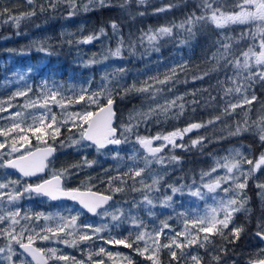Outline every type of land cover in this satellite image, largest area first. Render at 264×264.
Instances as JSON below:
<instances>
[{"label": "snow or ice", "instance_id": "obj_1", "mask_svg": "<svg viewBox=\"0 0 264 264\" xmlns=\"http://www.w3.org/2000/svg\"><path fill=\"white\" fill-rule=\"evenodd\" d=\"M72 11L69 15L76 14V0H67ZM132 0H122L119 3V7L124 8L131 3ZM146 0H138V3L145 4ZM29 5H33V8L19 15H11L8 13V9L0 10V16L8 14L6 22H11L19 27L22 20L31 18L36 15L35 0H27ZM89 5L110 7L112 6V0H88L84 4L83 10L89 11ZM175 5L169 4L166 8L162 7L157 9L158 12H164L174 7ZM200 8L202 9L199 15L196 12L190 13L179 24H170L161 26L155 30L150 29L144 33L139 39L141 42L146 38L149 45H153L152 50L159 51V47L155 46L164 37H172L173 30L175 28L183 29L187 33V36L180 42L187 45L192 39L195 38L198 26L203 27L206 24H212L217 29H225L231 25H251L248 29L250 33L249 39L256 41L258 44L253 43L247 48L246 51H241L240 56H236L232 51L233 38L224 36L221 40H216L217 47L216 52L212 53L211 59L216 61L210 70L204 71L200 75L193 77L194 80H202L205 76H208L211 71H218L221 69V63L223 62V70L225 76L230 82L229 87L224 89V97L233 96L234 94L239 96V99L230 100L224 99V107L220 115H217L214 120L207 121V124H213L215 121L221 120L224 116H230L237 108H243L245 105H251L257 97L254 92L251 91L252 85L257 82L264 83V0H235L234 7L229 10L226 6V0H200ZM50 8H55V2H51L48 5ZM44 6H40V11H44ZM143 15V13H140ZM110 28L113 32L119 31L118 24L113 21L110 24ZM252 28L255 31H252ZM107 32L104 28H100L98 33L88 35L79 43H90L94 39H99L102 36H106ZM240 39H245V33L242 31ZM125 41L123 37L120 38L118 46L115 51H111L110 54L114 57H122V50ZM257 49H259L257 51ZM37 50L40 52H47V48L43 44L37 45ZM107 59V57H106ZM96 63V61H89V65ZM188 69V63L186 61H180L178 64H174L169 67L168 72L164 74L163 79L156 77H150L148 81H144L138 86V82L131 84H125L117 87L123 75L127 71L123 67L114 69L111 73L105 72L102 77L107 83L102 86L101 91L89 92L88 89L82 88L79 94H73V96H64L58 90L48 89L47 93H41L36 100L26 103L25 108H35L39 106L45 109L37 117L32 114V122L28 123V118L20 111L11 113V108L14 105L11 104V99L5 105L0 102V113L10 112V117H3V119L11 120L8 125H0V137H4V141L0 142V169H13L18 172L22 177H32L39 172H43L47 167L45 161L49 156L55 152V147L48 145L43 149L31 150L27 153L22 151V148L26 144H30L29 133L34 136L38 141L47 145L45 137H51L55 140L61 134V129L67 127V131L71 134L67 137L66 141H61V147L65 145L69 147H89L95 148L96 152L100 155H105L102 150L109 149V146H114L109 149L113 152V159L121 158L118 151L119 146L128 143L130 136L134 134V129L138 128L141 123H145L152 117L163 115L168 117L169 113L173 117H179L185 112V103L183 96H176L174 99H166L163 104L157 103L155 106L150 107L147 111H137L129 113L128 123H121L117 126H113V118L115 111L113 104L115 103L114 95H119L123 98L129 94H141L147 93L151 99L156 98L157 93L164 91H171L170 87H165L169 84L178 82L176 78L181 71ZM34 71L33 68H28L26 72L17 73L19 80H24L25 77ZM228 71L232 72L231 76H228ZM116 81V84H113ZM183 82H187L186 80ZM46 83V82H45ZM108 85H112L109 87ZM160 85L161 87H156ZM31 89L27 91H17L15 97H23L28 95ZM195 95V93H193ZM59 97V99H58ZM87 97V105L84 110L79 112L67 113L60 121L57 120L56 114L51 112L49 107L50 102L55 103L61 109H65L69 104L81 103L85 101ZM103 97L106 100V104L100 105L99 98ZM14 98V97H13ZM42 98V102H41ZM215 99V97H211ZM192 104H197L198 101L193 99L190 101ZM96 104L98 109L96 111L88 110V105ZM174 109L176 111H174ZM193 111L195 109L193 108ZM252 125H249L247 120L242 124L237 123L232 131L229 132L231 136H240L243 133L252 131L258 136V139L262 145H264V117H261L259 121H254ZM204 123H191L182 130H176L170 132L167 135L157 134L154 137H142L136 135V142L144 149L147 155L145 159V167L136 168L131 167L127 172L123 173V176L132 180V184H128V180L122 177H112L109 181L110 194H102L100 192H93L89 188L86 191H81L79 188L68 189L63 186V178L68 172V169H62L59 172H53L50 179H43L39 183H23L19 179L7 180L6 182H0V239L6 241L4 246H0V261L6 262V264H49L50 261H72L73 264H85L84 261H77L75 257L68 254H64L56 247H37V241L47 242L51 241L56 244H64L69 247H75L80 242L92 241L95 239L104 240L107 244L122 245L124 248L131 249L137 255L143 257L145 260L150 261L151 264H161L160 252L162 249H168L169 255L172 261L176 264H181L183 259L185 262L191 261L192 264H202V258L198 254L191 252H185V249L191 248L195 245H199L200 248H205L208 244L213 243L210 239L212 236H218L224 244L217 249V254L213 255L212 260L215 264H222V259L228 254L229 248L227 245L235 244L240 240L242 233L245 232V227L238 223H234V217L237 213L250 214V208L246 207L249 202V197L244 190L247 188L248 180L253 173L260 169L264 165V153L260 155L258 160L254 163L252 159L248 157L239 149H233L229 156L223 158L222 161H217L216 165L211 169V172H216L218 168L226 170V174L223 176H217L208 183H203L202 186L195 188L180 185L176 186L169 184L168 188L171 190L170 195H166L163 200L159 201V206L164 208L172 207L173 197L177 195H184L187 191L188 195L196 197L200 200H204L207 194H214L219 189L225 193L224 197H220L217 203L207 209L202 215L196 214L191 217L185 213H179L178 215L183 218V228L180 231H175L167 222H162V226L153 231H148L147 226L144 224L138 216H133L131 212L127 215L122 208L117 207L115 204L109 205V201L113 200V195L116 193L124 192L126 188L131 191L144 192L142 200L139 204L134 202V206L139 207L140 204L147 205L149 207V214L154 215L151 212L152 208L157 207V203L148 194L151 191H160V183L163 179L162 176L156 175L151 177V183H146L144 179L139 181L136 177H141L146 168L152 163L160 165H166L167 163L179 162V158L176 155L162 156L159 155L165 147L171 145L173 149L182 148L187 150L186 145L183 143L178 144L177 139L183 140L184 135L193 130L205 127ZM79 130V137L75 138V134L72 133V129ZM205 137L201 136L191 140V146L203 144ZM164 141L163 144L153 146L154 141ZM8 149V151H4ZM20 153L18 156L13 154ZM8 157V159H5ZM151 157L152 159H149ZM135 159V157H133ZM95 161H89L85 157L80 165H73V167H92ZM252 165L251 168L245 169L243 164ZM211 173H202L201 179ZM112 180H119V184L113 185ZM195 184V181H193ZM227 184L228 187H221V184ZM141 185L140 188L136 185ZM22 185V186H21ZM256 187L261 190L262 196H264V184H257ZM206 189L207 192L202 191ZM231 193L230 195H228ZM27 194V198H31L33 195L46 197L51 201L70 200L77 202L82 209H85L92 215H100L102 218H111L112 222H120L121 217L125 220H130L134 228L136 229L133 237L132 233H129V237L124 238H105L100 235L103 231H109V225L107 223L100 226H94L92 224L84 223L78 224L77 221L81 215L80 212L65 216L60 213L45 214V213H23L20 208L11 209L10 206L18 204L21 197ZM216 200V196L212 197ZM115 209V211H113ZM102 210V211H100ZM43 219L46 223L39 226V229L34 226L33 221L38 222ZM48 221H54L53 224H48ZM23 222V223H22ZM231 225V227H230ZM119 226V225H116ZM87 229V231H83ZM174 234L170 237H166V242H161V237L165 235L164 230ZM201 233L205 234L201 239ZM255 236L264 241V221H261L257 225V231ZM183 238V239H181ZM135 245V246H134ZM179 250V255L178 251ZM261 255L255 259H250L248 264H264V249L260 250ZM96 255L104 254L112 259L115 256H119L120 253L106 252L104 247H100ZM93 252L90 250L88 253V260L92 261ZM17 257L18 259H14ZM124 260L126 264H133V260L129 256H125ZM92 264H104L103 260L92 261ZM235 264V262H233Z\"/></svg>", "mask_w": 264, "mask_h": 264}, {"label": "rangeland", "instance_id": "obj_2", "mask_svg": "<svg viewBox=\"0 0 264 264\" xmlns=\"http://www.w3.org/2000/svg\"><path fill=\"white\" fill-rule=\"evenodd\" d=\"M27 1V0H25ZM53 2H61L66 3L67 0H52ZM122 0H112V5L119 3ZM134 1V0H132ZM138 1V0H137ZM147 1V0H146ZM88 0H76V12L77 15L69 16L68 18L64 19L61 24H58L57 26H53L54 30H48L45 29L43 31H39L34 34H29L26 36H29L30 42H38L41 39H54V41L57 39L58 43H66L67 48H69L70 51H74L75 57L73 58H63V63L66 60L71 61L75 64L77 68L72 67H58L55 68L53 66H49L48 62L52 59L46 52L45 56H42L41 60L36 63H15L14 58L12 54H5L7 53V47L2 44H13L14 37L11 35L4 37L1 39L2 44H0V102L7 105L10 98L11 104L14 105V107L11 108V113H15L17 111H20L24 114L25 117L28 118V123L32 122L31 116L32 114H35L37 117L40 113L44 112L45 109L40 108L39 106L35 108H25L24 105L26 103H30L31 101H34L37 99L38 96L41 95V93H47L48 89H54L58 90L61 94L64 96H73V94H79L80 90L82 88L88 89L89 92L94 91H101L102 86H104L107 82L102 79V77L105 75V72L111 73L114 69L123 67L127 71L123 75V78L120 80L119 85H125V84H131L133 82H138V86L143 83L144 81H148L150 77H156L159 76V78L163 79L164 74L168 72V69L170 66L174 64H178L180 61H186L188 65L190 64L192 60V52L190 49L187 50H181L179 49L178 52L176 51V54H174L173 57L169 60H158L155 64L151 66H145L141 67L139 69H133L130 67V62L132 60H137V57H128L127 55L132 50H128L126 45H123L122 50V57H114L110 54L111 51H115L116 47L118 46L119 39L118 38H110L109 34L107 33L106 36H102L99 39H94L90 43H79V41L86 38L88 35H91L93 33H98L92 30V23L88 18H85L84 14L89 13L90 11H94L98 8H101L102 6H95L89 5V8L91 10L84 11L83 5L86 4ZM64 7L69 8L71 11L70 5H62ZM84 13V14H83ZM76 16V17H75ZM247 27L246 29V37L248 38L250 36V33L248 32V29L252 27L251 25H241ZM48 30V31H47ZM112 30V29H111ZM252 31H255L254 28H252ZM113 32V31H112ZM114 35H118V32H113ZM54 35H57L58 38H56ZM55 37V38H54ZM23 40H25V37H23ZM251 46L253 43L258 44V39L256 41H253L249 39ZM259 49H257L258 51ZM10 53V52H9ZM3 54V55H1ZM57 58V56H55ZM107 57V59H106ZM62 57L59 59L61 60ZM18 59H21L18 57ZM17 59L15 58V61ZM96 61V63L90 64L89 61ZM13 62V63H11ZM28 68H33L34 71L29 73L24 80H19L17 73H23L26 72ZM182 72V71H181ZM184 72V71H183ZM232 73L228 72V76H231ZM202 80H192L187 81L186 83L183 82L185 80L177 79L178 82L174 84L167 85L171 88V91H166L168 94L159 93L156 94L155 99H151L149 96L148 98L144 99L145 94L141 95L140 99H143V102L138 105L137 107L131 109L129 112L125 113L123 117L121 118V123H128V117L129 113L133 112L134 110L137 111H147L150 107L155 106L157 103L163 104L166 99H174L176 96H183L184 102L191 101L189 97L187 96L189 93H195L198 94L201 91L206 90V87L199 83V81ZM226 81L228 82V87L231 86L230 82L226 78ZM46 82V83H45ZM190 82L191 84H188L187 87L183 86V84H187ZM113 84H116V81H113ZM111 87L112 85H108ZM160 87V85H158ZM181 86L184 88L180 89ZM157 87V85H156ZM31 89L30 92H28V95L23 97H15L14 94L17 91H27L28 89ZM135 94V93H133ZM147 94V93H146ZM130 95V94H129ZM129 95H125L123 98H121L119 95L117 96V99L120 101H126L127 97ZM140 95V94H135ZM14 97V98H13ZM59 99V97H58ZM42 102V98H41ZM106 103V100L103 97L99 98V104L103 105ZM87 105V97L85 101L81 103H72L69 104L65 109H61L58 105L55 103L50 102L49 107L51 108V112L56 114L57 120L60 121L62 118L66 116L67 113L72 112H79L84 110L85 106ZM185 103V107H186ZM98 109V105L92 104L88 105V110L96 111ZM174 111H176L174 109ZM10 112H3L0 113V125H8L10 124L11 120L9 119H3V117H10ZM173 118L172 114L169 113L168 117L165 118L163 115L160 116H153L152 119L147 120L145 123H141L138 128L134 129V134H129L130 139L128 143L122 144L119 146L118 151L120 152V157L117 159H113V152H110L109 149L103 150L105 155H100L96 152L95 148L92 146L89 147H79V146H73L69 147L65 145L64 147H61V141H66L67 137L71 135L67 131V125L61 129V134L53 140L51 137H45L44 139L47 140V145H57L60 149V156L64 160V164L70 166V168H76L73 167V165H80L85 157L89 161H95V163L92 165V167H77L79 169L84 168L87 175L95 176L91 173V170H94L96 173H100V175L96 177V179L101 180L100 183H104L109 188V181L112 177H122L123 179L128 180V184H132V180L129 179L126 176H123V173L127 172L131 167L135 166L136 168H143L145 167V159L144 157L147 155V153L144 151V149L136 142V135L138 129H143V131L149 129V124L151 122L156 123V127H161L164 125L166 120ZM117 122V121H116ZM120 123V124H121ZM186 128V127H185ZM184 129V128H182ZM179 129V130H182ZM177 129L169 128L168 130H163L162 133H158L159 135H167L170 132L176 131ZM199 130V129H197ZM197 130H193L192 132L187 133L184 135L183 140L177 139V143H183L186 145L187 150L182 148H175L173 149L171 145L168 147H165L164 150L159 153V155L162 156H171L176 155L179 158V162H173V163H167L166 165H160L157 163H152L150 166H148L145 170V172L142 174L141 177H136V180L139 181L141 179H144L146 183H151V177L152 176H162L163 179L159 185L160 191H151L148 194L150 197L154 200V202L157 203V207L152 208L151 212L154 213V215L149 214V207L147 205L140 204L139 207L134 206V202L136 204H139V202L142 200L144 192L142 191H131L129 188H126L124 192L116 193L114 195L117 196L116 201L111 204H115L117 207L122 208L125 211V214L127 215L129 212L133 216H138L141 220H143L144 224L147 226L148 231H153L154 229H158L162 226V222H167L175 231H180L183 228V218L180 217L179 213H185L188 214L190 217L192 215L196 214H203L207 209H209L211 206L215 205L217 203V200L220 197H224L225 193L217 190L214 194H207L206 198L204 200H200L196 197H193L191 195L187 194V191H185L184 195H177L173 197L172 207L170 208H164L159 206V201L163 200L166 195L171 194V190L168 188L169 184H173L176 186L180 185H186L190 187H197L202 186L203 183H208L211 180H213L217 176H223L226 174V170L223 168H218L216 172H211V169L216 165L217 161H222L224 157L229 156L233 149L239 148L247 157L248 159L251 158V150L246 147L244 144L238 143L235 145H228L225 152L219 156L216 157L214 160L213 166L204 173H211L210 175H206L203 177V180L201 179V175L199 179H195L193 177H189L187 184L185 183V177L182 176V174H178L177 170L179 169V166L181 165V158L180 156L183 155V153L187 152L188 149L191 148H197V146L192 147L191 146V133H194ZM159 131V130H157ZM161 131V130H160ZM153 132V131H151ZM72 133L75 134V138L79 137V130L73 128ZM29 139L31 141L30 144H26L22 151L27 153L29 149H33L34 147H46V144L42 143L41 141H38L34 136H32L30 133ZM142 137H147L148 135L143 134L139 135ZM190 136V137H189ZM4 137H0V142L4 141ZM57 140V141H56ZM158 145H161L164 143V141H157ZM4 151H8V149H4ZM14 156L20 155V153L13 154ZM135 157V159H133ZM260 155L257 156L256 160L253 162L255 163ZM8 159V157H5ZM149 159H152L149 157ZM57 163L56 167L52 168V172H59L60 169L57 167H61ZM243 167L245 169H249L252 167V165L243 164ZM72 168L70 172L68 171L65 175V178L67 181L74 182V180L80 175V172L77 174V172L74 173L72 171ZM11 172H9L6 169H0V182H6L7 180H14L19 179L16 176H11ZM175 175V176H174ZM255 185L252 187L253 194L255 197L259 200L260 208L257 210L255 207H253V210L250 208V214H253L257 212L256 216V228L257 225L264 221V196L261 194V190L256 187L257 184H264V165L261 166L260 169L256 170L253 175L250 178ZM249 179V180H250ZM20 180V179H19ZM248 180V181H249ZM21 181V180H20ZM195 181V184L193 183ZM22 182V181H21ZM111 183L113 185L119 184V180H112ZM23 185V183H22ZM21 185V186H22ZM136 187L140 188L141 185L137 184ZM221 187H228L227 184H221ZM110 191V190H109ZM202 191L207 192L206 189L202 188ZM255 191V192H254ZM246 195L249 197V202L246 205V207L249 208L250 201L252 199V196L248 192V185L247 188L244 190ZM229 193L228 195H230ZM216 196V200H214L212 197ZM46 202L41 197H37L33 195L30 199L27 198V194H25L24 197H21L18 204L10 206L11 209L14 208H20L22 214L23 213H45V214H56L60 213L65 216L69 215V210H71V214H75L77 212H80L81 215L77 221L78 224H92L94 226H100L101 224L107 223L109 225V231H103L100 233L101 236L107 238H111L113 234L118 232H124L126 230H129L131 233L135 234L136 229L130 222V220H125L124 217H121V220L124 221L123 223L120 222H112L111 218H102L100 215L97 217H91L87 218L84 217V212L77 207L71 206H61V207H46ZM110 205V206H111ZM262 206V207H261ZM115 211V209H113ZM243 213V212H241ZM2 214V213H0ZM238 214V213H237ZM235 214V216L237 215ZM23 223V222H22ZM46 222L41 219L38 222L33 221L34 226H36L39 229V226L44 225ZM48 224H53L54 221H48ZM119 225V226H116ZM2 227V226H0ZM83 231H87V229H83ZM165 235L161 237V242H166L165 238L172 236L174 233L169 231V229L164 230ZM201 239L205 234H200ZM183 239V238H181ZM255 235L250 238L248 241V244L246 247H250L253 250H255L254 255H245L242 257V253L239 255H236L234 257V260L231 262H223L222 264H248V261L250 259H255L259 255H261L260 250L264 249V242H262L263 246H258V240ZM6 243L5 240L0 239V246H4ZM37 247H56L60 251H62L64 254L68 255H74L77 261H84L85 264H92V261H99L103 260L104 264H126V261L124 260L125 256H129L134 260V262H141L145 264V261L140 259V256L137 255L133 251L127 250H121L122 247L114 244H107L104 242V240L101 239H95L92 241L87 242H80L75 247H69L64 244H56L52 243L51 241L47 242H41L37 241L36 244ZM100 247H104L106 252H111L113 254L120 253L119 256H115L112 259H109L107 255L100 254L96 255L95 252L99 250ZM191 248L185 249V252H189ZM93 252L92 255V261L88 260V253L89 251ZM214 254L216 255V251L214 250ZM213 257V256H212ZM212 257L210 258V264L214 263L212 260ZM14 259H18L17 257H14ZM0 264H6L4 261H0ZM51 264H73L72 261L69 262H56L51 261Z\"/></svg>", "mask_w": 264, "mask_h": 264}, {"label": "trees", "instance_id": "obj_3", "mask_svg": "<svg viewBox=\"0 0 264 264\" xmlns=\"http://www.w3.org/2000/svg\"><path fill=\"white\" fill-rule=\"evenodd\" d=\"M51 2L53 1L51 0ZM49 3L50 0H35L36 15L22 20L19 27L11 22H6L8 14L0 16V42L4 37L9 35L12 37L15 36L13 44L5 45L0 43L7 47V53H4V56H6L5 54H12L14 58L13 62L15 63L36 64L41 60L42 56L46 54V52L37 50V45L43 44L47 48V54L52 59L48 62L49 66H53L54 69L58 67L67 68L69 66L73 69L77 68L75 64L69 60L63 63V58H73L75 57L74 54H76L74 51H70L69 48H67L66 43H58L57 39L55 41L54 39H41L38 42H30L29 36H26L31 33L41 32L45 29L54 30L53 26L61 24L64 19L70 16L69 13L71 10L62 6L69 5L67 1L66 3L55 2V8L48 7ZM119 3L110 7H101L87 14H83L85 18L91 21L93 31L98 32L100 28H104L110 38H118L120 40V38L123 37L125 41L124 45L127 46L128 50L133 51L127 56L137 57V60H132L130 62V67L133 69L151 66L159 59L169 60L179 49H190L192 52V60L188 65V69L184 72H180L176 80L183 79L192 81L194 76L210 70L213 64L216 63V61L211 59L212 53L216 52L217 47H219L215 44L216 40H221L224 36L232 37V51L236 56H240L241 51H246L250 45L249 38L246 37L247 27L245 26L231 25L225 29H217L212 24H206L203 27L198 26L195 38L187 45L180 43L187 36L185 30L175 28L172 37H164L161 39L159 43L155 45L158 46L160 50L154 51L152 50L153 45H149L146 38L143 42H141L139 38L150 29L155 30L161 26L173 23L179 25L186 16L192 12H196V14L199 15L202 11L199 6L200 0H147L143 5L138 3L137 0H134L124 8L119 7ZM169 4L175 6L164 12L157 11L159 8H166ZM234 4L235 0H226V6L229 10L234 7ZM41 5L44 6V11H40ZM32 8L33 5H29L25 0H0V10L8 9V13L11 15L26 13ZM77 13L78 12H76L75 15H77ZM140 13H143V15ZM113 21L119 26V34L117 36L113 34L110 28V24ZM242 31L245 33V39H240ZM54 36L58 38L57 35ZM23 37H25V40H23ZM55 56H57V58ZM18 57L21 59H18ZM60 57H62L61 60L59 59ZM15 58L17 59L16 61ZM199 83H202L206 87V90L195 95H193V93L187 95L191 101L195 99L198 103L194 105L190 103V101H188V103L186 102L187 106L185 107L186 110L183 115L166 120L167 123L161 127H156V123L151 122L149 124V129L146 131H143L141 128L137 131V135L146 134L148 135L147 137H154L158 133H162L163 130H168L169 128L182 129L191 123H204L206 125L194 133H191V140L201 136L205 137L202 146L198 145L195 149H188L187 152L180 156L182 160L177 173L185 177L186 184L189 177L199 179L202 173L208 171L213 166L215 158L221 156L228 145H235L238 143L244 144L251 150L252 154L250 159L253 161L256 160L258 155L264 153V145L260 143L258 136L255 135L254 132L249 131L240 136L229 135V132L234 129L237 123L242 124L247 120L248 124L252 125L254 128L255 125L253 122L259 121L261 117H264V83L257 82L252 85L251 91L254 92L257 97V100L253 104L245 105L243 108H237L230 116H224L221 120L215 121L213 124H207V121L214 120L217 115H220L224 107V99L235 100L239 99V96L234 94L227 98L224 97V89L228 87V82L226 81L225 72L223 70V62L221 63L220 70L211 71L210 74L205 76L204 80L201 82L199 81ZM188 84L191 83L188 82L185 85L183 84V86L187 87ZM157 87L159 86L157 85ZM180 89L184 90L182 86ZM163 93L168 94L166 91ZM144 94V99L148 98L149 95L146 93H141L140 95L130 94L127 100L123 102L114 95V99H117L116 126L121 123V118L125 113L143 102V99H140V97ZM211 97H215V99ZM193 108L195 111H193ZM90 170L95 176H99L101 173H96L92 169ZM82 179L83 177H79L75 182L79 183ZM99 182H101V180H98V183ZM254 185L255 183L250 179L248 181V192L252 196V199L249 208L253 210V207H255L256 209L254 210H257L260 208V203L253 194L252 187ZM97 188L105 193H108L110 190L104 183L98 184ZM253 212V214L238 213L234 217L233 222L243 225L245 227V232L242 233L240 240L235 244L227 245L229 251L228 254L223 257V262H231L236 258L234 256L239 255L240 257V253H242V257L245 255H254L255 250L246 247L250 238H252L257 231V212ZM129 233L131 232L126 230L124 232L115 233L112 237H129ZM134 235L135 234H133V237ZM210 239L213 243L208 244L205 248H200L199 245H195L189 251L193 254H198L202 258V264H210V258L215 255L214 250L217 254V249L224 244V241L218 236H212ZM258 240V246L256 247H261L263 241L260 239ZM118 246L122 247L121 250H127L122 245ZM129 250L132 251L131 249H128V251ZM177 251L179 255V250ZM71 256L74 257V255ZM140 259L145 261V264H151L150 261L145 260L141 256ZM160 259L161 264H176L175 261L171 260L168 249L161 250ZM133 264L143 263L134 262L133 260ZM181 264H192V262H185L182 259ZM211 264H215V262Z\"/></svg>", "mask_w": 264, "mask_h": 264}, {"label": "flooded vegetation", "instance_id": "obj_4", "mask_svg": "<svg viewBox=\"0 0 264 264\" xmlns=\"http://www.w3.org/2000/svg\"><path fill=\"white\" fill-rule=\"evenodd\" d=\"M46 146H48V145H46ZM51 146H55L57 148V154L48 161V169H47V173H46L45 176L40 177V178H37L34 181H29V180H26L25 178H23L20 174H18L16 171H14L12 169H6V170H8L9 172L13 173V174H11V176H13V175L16 176L17 178H19L22 181V183H25L26 182V183H32V184L42 182L43 179H50L51 178V175L53 173L52 172V168L56 167V165H57L58 162H59L58 165L59 166L62 165V166L61 167H57V168H59L60 170H62V169H68V171L70 172V170H71L72 167L70 168V166L64 164V160L61 158L62 156H60V149H59V147L57 145H51ZM154 146H158V142L157 141H154ZM37 148H39V147H34L32 150H35ZM72 171H74V173L77 172V174L80 172V175L75 180L79 179V177H83V179L81 180V182L76 183L75 180H74V182H70V181H67V179L64 177L63 178V186L65 188H68V189L79 188L81 191H86V190H88L90 188L91 191H93V192H100V193L106 194V195L107 194H110V191L108 193H105V192H102L101 190H99L97 188L98 187V184H103V183H100V182L98 183V180L99 179H96L97 176H93L92 177V175H87V173L84 170V168L79 169V168L76 167V168H72ZM83 174L85 175V177H84ZM37 197H41V196H37ZM41 198L44 200V202H46L45 206L47 208L48 207H54L55 208V207H61V206H67V207L74 206V207H77V208H80L81 209V207L77 203H75V202H68V201H57L56 202V201H51V200H49L46 197H41ZM116 199H117V196L116 195H113V201L114 202L116 201ZM97 216H95V217H97ZM84 217L91 218L93 216H91L88 213L84 212Z\"/></svg>", "mask_w": 264, "mask_h": 264}, {"label": "water", "instance_id": "obj_5", "mask_svg": "<svg viewBox=\"0 0 264 264\" xmlns=\"http://www.w3.org/2000/svg\"><path fill=\"white\" fill-rule=\"evenodd\" d=\"M115 100V99H114ZM116 105H117V100H115V103L113 104V109H114V111H115V116H114V118H113V126L115 127V122H116V115H117V113H116V110H115V108H116ZM53 147H55V146H53ZM109 147H114V146H109ZM43 148H45V147H41V148H38V149H43ZM55 152L51 155V156H49L48 158H47V160L45 161V163L47 164V167L44 169V171L43 172H39V173H37V175H35V176H32V177H23V178H25L26 180H29V181H34V180H36L37 178H40V177H43V176H45L46 175V173H47V169H48V161L51 159V158H53L56 154H57V148L55 147ZM105 150V149H104ZM18 173V172H17ZM19 174V173H18ZM106 195V194H105ZM60 201H68V202H74V201H70V200H60ZM113 201V200H112ZM112 201H109V205L112 203ZM57 202V201H56ZM75 203H77V202H75ZM78 204V203H77ZM79 205V204H78ZM109 205H107V206H109ZM80 206V205H79ZM106 206V207H107ZM81 207V206H80ZM86 213H88L85 209H83ZM101 211V210H100ZM89 215H91V216H94V215H92L91 213H88ZM96 216V215H95ZM264 242V241H263ZM49 264H50V262H49Z\"/></svg>", "mask_w": 264, "mask_h": 264}]
</instances>
